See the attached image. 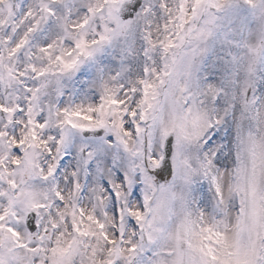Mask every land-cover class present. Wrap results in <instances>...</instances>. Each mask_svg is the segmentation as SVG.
Instances as JSON below:
<instances>
[{"label":"snow or ice","instance_id":"6c2138e0","mask_svg":"<svg viewBox=\"0 0 264 264\" xmlns=\"http://www.w3.org/2000/svg\"><path fill=\"white\" fill-rule=\"evenodd\" d=\"M0 264H264V0H0Z\"/></svg>","mask_w":264,"mask_h":264}]
</instances>
